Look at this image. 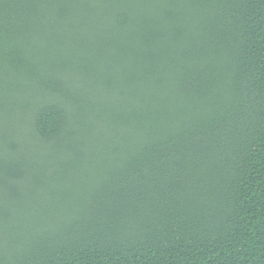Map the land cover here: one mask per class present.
<instances>
[{"label":"trees","instance_id":"1","mask_svg":"<svg viewBox=\"0 0 264 264\" xmlns=\"http://www.w3.org/2000/svg\"><path fill=\"white\" fill-rule=\"evenodd\" d=\"M0 264H264V0H0Z\"/></svg>","mask_w":264,"mask_h":264}]
</instances>
